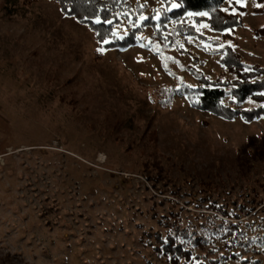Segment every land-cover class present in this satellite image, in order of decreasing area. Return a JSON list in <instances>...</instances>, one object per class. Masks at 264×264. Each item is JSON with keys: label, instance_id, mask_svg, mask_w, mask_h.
Instances as JSON below:
<instances>
[{"label": "rangeland", "instance_id": "rangeland-1", "mask_svg": "<svg viewBox=\"0 0 264 264\" xmlns=\"http://www.w3.org/2000/svg\"><path fill=\"white\" fill-rule=\"evenodd\" d=\"M126 1L114 36L136 43L112 48L57 0H0V264H172L147 235L170 213L208 238L179 264H264V116L225 120L186 91L199 86L190 67L234 78L214 51L226 44L264 66V2L226 0L242 24L224 38L206 12L171 15L165 36L185 23L207 37L171 43L155 29L176 0ZM155 159L167 178H147Z\"/></svg>", "mask_w": 264, "mask_h": 264}, {"label": "trees", "instance_id": "trees-1", "mask_svg": "<svg viewBox=\"0 0 264 264\" xmlns=\"http://www.w3.org/2000/svg\"><path fill=\"white\" fill-rule=\"evenodd\" d=\"M63 13L74 16L78 21L88 24L96 33L99 42L104 43L107 47H127L136 43V33L131 31L123 38L114 36V22L117 17V12L122 10L127 3L126 0H57ZM180 6L160 18V26L155 29V34L158 37L170 40L177 37L178 33L192 34L199 38L207 39L206 36L199 34L193 26L185 23H178L170 35L165 36L163 29L166 27V22L169 16L183 15L188 11L206 12L208 16L204 18L211 29L224 32L227 29L241 25V17L232 12H225L222 9V4L226 0H176ZM257 3H263L264 0H256ZM257 11L264 9L257 8ZM153 21V20H152ZM256 33L264 34V27L257 29ZM227 37L224 32L223 38ZM215 43H221L220 40H214ZM222 53L220 58L221 64L224 66L227 73H230L234 78H210L198 71L194 67H190V71L198 79L199 86L195 89H186L190 104L200 110L209 111L212 114L225 119L233 120L241 117L247 122H251L264 116V66L258 63L247 65L242 56L234 50L231 45H224L214 50ZM185 91V88H184ZM225 100L227 102H225ZM246 101L257 102V106L241 108L240 104ZM147 167L157 170L155 175L151 173L147 176L148 179L159 180L167 178L166 172L160 161H148ZM151 172V171H150ZM210 209L218 211L223 217L228 216V212L221 206L214 203L207 205ZM246 212H248L246 210ZM177 214L170 213V216L158 219L160 223L166 227L165 234L161 231L147 233L149 237H154L156 242L152 245L154 249L164 255L166 260L172 264H179L181 259L192 261V253L186 248L187 244H192L199 248H204L208 238L204 235L188 233L186 228L180 226ZM238 216V214H236ZM239 218V217H238ZM213 223V226H212ZM230 231L226 233L227 238L232 242H240L243 246H248L249 241L242 242L244 232L239 228L237 223H227ZM208 225V227H207ZM208 230H219L221 224H215L212 217L206 218L202 224ZM210 226V227H209ZM184 237L183 241L179 238ZM227 256L222 257V263L226 262ZM218 261V260H216Z\"/></svg>", "mask_w": 264, "mask_h": 264}]
</instances>
